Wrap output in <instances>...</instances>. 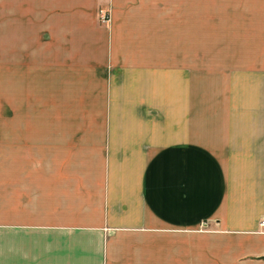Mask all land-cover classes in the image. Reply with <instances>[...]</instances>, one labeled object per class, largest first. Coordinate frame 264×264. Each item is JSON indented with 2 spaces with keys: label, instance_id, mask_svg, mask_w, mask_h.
<instances>
[{
  "label": "crops",
  "instance_id": "1",
  "mask_svg": "<svg viewBox=\"0 0 264 264\" xmlns=\"http://www.w3.org/2000/svg\"><path fill=\"white\" fill-rule=\"evenodd\" d=\"M262 220L264 0H1L0 264H264Z\"/></svg>",
  "mask_w": 264,
  "mask_h": 264
},
{
  "label": "rangeland",
  "instance_id": "2",
  "mask_svg": "<svg viewBox=\"0 0 264 264\" xmlns=\"http://www.w3.org/2000/svg\"><path fill=\"white\" fill-rule=\"evenodd\" d=\"M0 2H1V0H0ZM100 17H101V19H102L103 21H108V19H109V16L106 15V14H101Z\"/></svg>",
  "mask_w": 264,
  "mask_h": 264
},
{
  "label": "built area",
  "instance_id": "3",
  "mask_svg": "<svg viewBox=\"0 0 264 264\" xmlns=\"http://www.w3.org/2000/svg\"><path fill=\"white\" fill-rule=\"evenodd\" d=\"M261 224H264V221L263 220L261 221Z\"/></svg>",
  "mask_w": 264,
  "mask_h": 264
}]
</instances>
